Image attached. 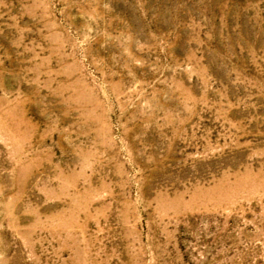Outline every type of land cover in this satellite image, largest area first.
Returning a JSON list of instances; mask_svg holds the SVG:
<instances>
[{
    "label": "rangeland",
    "instance_id": "rangeland-1",
    "mask_svg": "<svg viewBox=\"0 0 264 264\" xmlns=\"http://www.w3.org/2000/svg\"><path fill=\"white\" fill-rule=\"evenodd\" d=\"M0 264H264V0H0Z\"/></svg>",
    "mask_w": 264,
    "mask_h": 264
}]
</instances>
